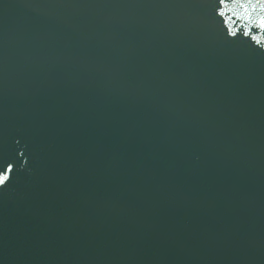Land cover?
I'll list each match as a JSON object with an SVG mask.
<instances>
[{
    "label": "water",
    "instance_id": "95a60500",
    "mask_svg": "<svg viewBox=\"0 0 264 264\" xmlns=\"http://www.w3.org/2000/svg\"><path fill=\"white\" fill-rule=\"evenodd\" d=\"M260 18L256 0L0 8V264H264Z\"/></svg>",
    "mask_w": 264,
    "mask_h": 264
},
{
    "label": "snow or ice",
    "instance_id": "6c2138e0",
    "mask_svg": "<svg viewBox=\"0 0 264 264\" xmlns=\"http://www.w3.org/2000/svg\"><path fill=\"white\" fill-rule=\"evenodd\" d=\"M219 2L222 4L224 0H219ZM248 5L252 6V0H248ZM256 5H264V0H256ZM259 25L261 28H264V18L259 19ZM248 35H251V33H248ZM261 47H264V44L260 45ZM0 183H3V180H0Z\"/></svg>",
    "mask_w": 264,
    "mask_h": 264
}]
</instances>
